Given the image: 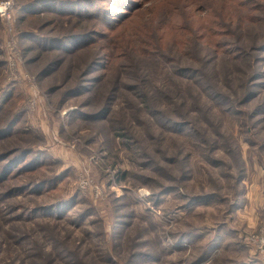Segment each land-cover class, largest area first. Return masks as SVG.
<instances>
[{
	"label": "rangeland",
	"instance_id": "1",
	"mask_svg": "<svg viewBox=\"0 0 264 264\" xmlns=\"http://www.w3.org/2000/svg\"><path fill=\"white\" fill-rule=\"evenodd\" d=\"M5 1H10L11 6L5 12L7 18L0 16V92L13 93V99L5 103L6 110L10 104L14 105L17 98L20 99L15 102V106L22 111L18 127L19 130H30L32 136L0 137V153L14 149L18 151L0 160V211L5 212L4 216L0 215V264H234V260L236 263H246L254 258L249 236L264 231V115H251L255 106L264 100V89L258 90L256 97L248 104L239 107V111L243 112L240 114L247 118L245 126H239L224 116L221 118V131L229 133L238 142L242 158L247 163L249 160L252 162L247 166L245 180L239 185L243 196L239 200L238 209L229 216L224 208L220 211L215 206L197 207L193 210L196 214L194 218H185V221L177 215L167 216L172 196H164L161 205L156 207L150 200L149 188L139 183L133 186L117 181L115 173L118 170L136 169L131 168L122 157V152L118 154L119 163L114 165L117 169L109 166L103 158L108 154L105 139L98 137L101 147L89 143L93 135L91 130L79 126L82 125L81 120L70 117L77 110L88 112L89 108L81 109L78 105L83 104L90 94L82 91L68 98L63 107H59L56 98L47 93L52 84L64 83L66 86L71 82L69 85H72L77 76L85 81L94 80L102 75L101 70L96 67L97 72L83 77L81 73L87 60L79 70L74 65L70 67V80L67 82H61L59 74L40 78V64L29 63L34 60L36 53L23 54L22 50L31 44L18 38L19 25L22 23L18 22L17 11L25 0H0V4ZM88 1L96 3V0ZM239 1L235 0V5ZM89 6L94 9L99 6L102 9L100 15H110L107 20L111 44L120 38L142 35L138 38L139 44L149 40L167 48V41L177 38L175 34L169 33V25H222L219 13L229 8L230 1L107 0ZM113 11H122L120 13L124 15L114 16ZM88 23L93 21L80 22L78 25ZM242 25H248L246 30L238 31L242 43L250 47L259 45V36L264 33V10L254 12L250 23ZM248 31L253 35L251 40ZM220 64L219 59L206 71L214 74ZM260 67L264 71V64ZM239 68L250 74V70ZM65 70L66 67L63 72ZM235 70L232 68V71ZM218 76L222 77L221 74ZM114 80L113 77L110 86L115 85ZM241 83L242 80H234L229 90L221 85L222 91L230 94L237 91ZM98 85L92 84L90 87L94 90ZM4 92L0 93L2 105L5 102ZM99 102L95 101L92 107H96ZM118 104L116 100L111 107L112 112L118 109ZM3 119L0 117V127L3 126ZM244 127L250 129V142L253 144L245 141ZM133 131L149 157L154 155V142L148 138L145 128L137 125L134 119ZM111 136L107 132V138ZM158 140L156 149L161 148L164 155L160 154L157 163L164 167L170 166V163L165 162L167 152H172L170 148L167 150L170 142L163 135ZM19 150L29 151L26 155L28 158L41 159L40 172H26L23 167H30L27 165L30 160L19 168L26 157ZM140 161H146V158ZM214 173L218 174L217 171ZM55 176L59 181L54 192L35 194L40 190L35 186L40 185L43 177ZM84 180L92 187L99 188L101 195L95 197L90 189L83 188L81 181ZM225 186L223 184V188ZM22 187L27 189L24 195L20 190ZM224 190L227 192L226 188ZM17 191L20 193L16 194ZM114 200L117 201L116 205H120V210L112 220L109 205ZM117 220V223L123 222L127 226H113L112 221ZM192 224L201 236L194 248L178 237L187 225ZM217 226L224 227L220 231L224 239L221 246L230 243L229 250L223 251V246H219L208 257L199 260L202 253L200 249L213 237ZM238 240L247 245L245 249L232 246ZM55 245L68 253L51 255ZM133 252V255L150 253L158 260H151V263L136 260L135 257H129ZM259 261L253 263L262 264Z\"/></svg>",
	"mask_w": 264,
	"mask_h": 264
},
{
	"label": "trees",
	"instance_id": "2",
	"mask_svg": "<svg viewBox=\"0 0 264 264\" xmlns=\"http://www.w3.org/2000/svg\"><path fill=\"white\" fill-rule=\"evenodd\" d=\"M106 1L96 0V3ZM229 1V8L219 13L222 25H169V33L175 34L177 38L168 40L167 48L149 40L139 44L138 38L142 35L120 38L111 44L107 20L110 15H100L102 9L99 6L96 9L90 7V4H96L93 1L25 0L17 11L18 22L22 23L19 25L18 38L31 44L22 50L23 54L36 53L34 60L29 63L40 64V78L59 74L61 82H67L70 67L74 65L79 70L87 60L81 73L83 77L101 70L102 75L94 80L85 81L77 76L72 85H69L71 82L66 86L64 83L52 84L47 93L56 98L59 107L82 91L89 93L86 101L78 105L81 109L89 108L88 112L77 110L70 117L81 120L82 125H78L91 130L93 135L89 143L101 147L98 137L105 139L108 154L103 158L109 166L117 169L114 165L119 163L118 154L122 152V157L131 168L136 169L118 170L115 173L116 180L133 186L139 183L149 188L150 200L156 207L161 205L164 196L171 195L166 215H177L184 221L185 218H194L196 214L193 210L197 207L215 206L220 211L224 208L230 216L238 209L243 196L239 185L246 178L247 166L252 164L250 160L247 163L242 158L238 142L229 133L222 132L220 127L223 116L239 126H245L247 118L240 114L243 112L239 111V107L248 104L256 97L258 90L264 89V71L260 67L264 64V33L259 36L261 42L256 47L244 45L241 37H238L239 30L248 28V25L242 24L250 23L254 12L264 10V0H241L237 5L235 0ZM120 12L113 11V15H124ZM89 21L93 23L78 25ZM248 38H253L251 31H248ZM219 59V72H207L206 69H211ZM239 67L250 70V74ZM232 68L236 70L232 71ZM108 75H111L109 79ZM113 77L115 85L110 86ZM234 80H242V83L237 86V91L225 94L221 85L229 90ZM92 84L99 85L93 90L90 87ZM4 94L3 105L0 100V117L4 118L0 137H31L30 130H19L18 127L22 111L15 106V102L20 99L16 97L14 105L10 104L11 107L6 110L5 103L13 99V93L9 91ZM116 100L119 102L118 109L112 112L111 107ZM95 101L100 102L92 107ZM260 114L264 115V100L255 106L251 117ZM133 119L137 125L145 128L148 138L154 142V155L149 157L142 147L133 131ZM107 132L112 134L110 138H107ZM161 135L170 142L167 150L172 149L165 158V162L171 164L167 167L158 165L156 160L160 154L164 155L161 148L156 149ZM243 135L248 144L254 143L250 142V129L244 127ZM15 152L18 151L14 149L0 153V160ZM19 152L26 156L29 151ZM143 158L146 161L141 162ZM29 160L27 165L31 166L23 167L26 172H40L42 164L39 157L31 159L26 156L19 168ZM43 178L40 185L35 186L40 189L35 194L50 193L57 189L59 179L56 176ZM223 184L226 185L224 188ZM20 190L23 195L27 192L23 187ZM220 190L224 193H220ZM116 204L114 200L109 205L112 220L120 210V205ZM4 214V211H0V215ZM117 222L119 220L112 221V225L127 226L126 223ZM222 229L223 226H217L213 237L200 249L202 253L199 260L205 259L216 247L221 246L224 241L220 232ZM178 237L194 248L201 236L192 224L187 225ZM224 244L221 249L229 250L230 243ZM232 246L245 249L247 245L238 240ZM60 253L63 255L68 252L55 245L51 255L60 256ZM133 254L129 257L148 263L158 260L150 253ZM251 260L246 263H236L234 260L232 263L255 264L253 262L258 261Z\"/></svg>",
	"mask_w": 264,
	"mask_h": 264
},
{
	"label": "built area",
	"instance_id": "3",
	"mask_svg": "<svg viewBox=\"0 0 264 264\" xmlns=\"http://www.w3.org/2000/svg\"><path fill=\"white\" fill-rule=\"evenodd\" d=\"M11 6V2L10 1H5L3 3L0 4V16L1 17H5V12L10 8ZM81 186L83 188H88L90 189V191L94 194L95 197H98L101 195L102 191L99 190V188L97 187H92L88 181L84 180L81 181ZM249 242L252 245L253 248V256L254 258L258 259V257H260V263L264 264V231L259 232L257 234L254 235H250L249 236Z\"/></svg>",
	"mask_w": 264,
	"mask_h": 264
}]
</instances>
